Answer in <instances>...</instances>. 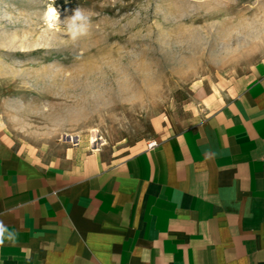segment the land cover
<instances>
[{
  "label": "crops",
  "instance_id": "obj_1",
  "mask_svg": "<svg viewBox=\"0 0 264 264\" xmlns=\"http://www.w3.org/2000/svg\"><path fill=\"white\" fill-rule=\"evenodd\" d=\"M125 155L0 121V264H264V62Z\"/></svg>",
  "mask_w": 264,
  "mask_h": 264
},
{
  "label": "rangeland",
  "instance_id": "obj_2",
  "mask_svg": "<svg viewBox=\"0 0 264 264\" xmlns=\"http://www.w3.org/2000/svg\"><path fill=\"white\" fill-rule=\"evenodd\" d=\"M0 0V121L6 133L27 147H49L79 141L88 146L125 155L135 145L160 135L165 123L181 126L201 110L202 106L232 87L264 62V48H249L242 55L214 60L213 48L197 49L194 57L163 58L151 54L159 67L158 83L143 94L135 104H117L94 111H66L56 96L68 73H78L82 63L63 67L53 61L61 58L54 49L80 48L84 57L95 53L88 45L73 42L66 34L71 13L66 9L80 7L99 13L94 23L120 20L133 22L129 34L151 26L153 34L165 33L178 37L197 31L208 41L218 37L228 25L227 16L249 12L252 0L238 2L219 13H194V19L181 20L185 11L183 0ZM160 4L165 15L175 22L165 23L156 13ZM175 4L178 7H171ZM56 9L49 18L48 8ZM139 16L137 17V13ZM139 20V23H135ZM112 36L110 40L123 41ZM67 63V62H65ZM20 98V99H15ZM21 100L25 101L22 103Z\"/></svg>",
  "mask_w": 264,
  "mask_h": 264
},
{
  "label": "clouds",
  "instance_id": "obj_3",
  "mask_svg": "<svg viewBox=\"0 0 264 264\" xmlns=\"http://www.w3.org/2000/svg\"><path fill=\"white\" fill-rule=\"evenodd\" d=\"M168 3V0H164ZM238 0H183L185 11L180 19L193 20L194 13H219L236 4ZM152 0H147L143 11L148 12ZM171 7H178L171 4ZM71 13L66 26V34L73 45H88L90 57L83 51L54 49L61 58L53 61L63 67L81 62L78 73H68L60 85L57 98L66 105V111H94L112 108L117 104L132 105L139 102L143 94L158 83L159 67L150 58L158 54L163 58L196 55L197 49L213 48L214 60H224L242 55L249 48H264V0H252L249 12L237 16H227L228 25L212 41L197 31L181 33L173 37L163 30L153 34L151 26L129 34L133 22L122 24L120 20H106L98 24L93 17L99 13L80 7L66 9ZM156 13L163 15L165 23L175 22V18L165 15L161 5H156ZM48 14L56 15V9L49 7ZM140 15L139 12L136 14ZM135 23H139L136 20ZM112 36L124 37L123 41H112ZM67 62V63H65ZM20 99V98H15ZM22 103L25 101L21 100Z\"/></svg>",
  "mask_w": 264,
  "mask_h": 264
},
{
  "label": "built area",
  "instance_id": "obj_4",
  "mask_svg": "<svg viewBox=\"0 0 264 264\" xmlns=\"http://www.w3.org/2000/svg\"><path fill=\"white\" fill-rule=\"evenodd\" d=\"M157 145V141L156 140H151V141H149V143H148V147H154V146H156Z\"/></svg>",
  "mask_w": 264,
  "mask_h": 264
},
{
  "label": "bare ground",
  "instance_id": "obj_5",
  "mask_svg": "<svg viewBox=\"0 0 264 264\" xmlns=\"http://www.w3.org/2000/svg\"><path fill=\"white\" fill-rule=\"evenodd\" d=\"M47 16H48L49 18H51L53 15H51V14H48Z\"/></svg>",
  "mask_w": 264,
  "mask_h": 264
}]
</instances>
